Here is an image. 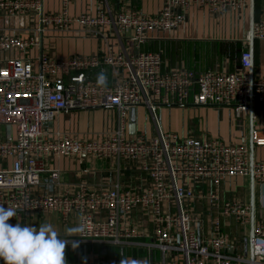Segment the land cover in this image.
Segmentation results:
<instances>
[{
  "label": "built area",
  "instance_id": "2783aa9c",
  "mask_svg": "<svg viewBox=\"0 0 264 264\" xmlns=\"http://www.w3.org/2000/svg\"><path fill=\"white\" fill-rule=\"evenodd\" d=\"M71 1L61 0V11L50 14L43 11V0H0V18L27 17L35 22L25 38L0 30V53H26L39 46L48 28L63 31L73 22L92 36L109 26L138 47L149 32L178 28L191 8L220 17L228 10L240 12L248 6V0H162L156 13L144 15L133 9L112 13L108 0H96L94 13L72 18L68 15ZM252 34L264 41V21L253 23ZM37 61L35 71L29 57L0 59V127L4 128L0 134V206L16 211L9 223L31 226L30 217L55 213L63 223L74 217L80 229L74 235L60 236L69 241L68 249L76 243L147 252L145 256L108 258L92 250L84 260H66L67 264H121L122 260L264 264V220H254L253 259L249 244L245 255L244 243L235 240L241 246L236 252L235 238L225 230L234 223L242 229L244 239L249 236V205L222 199L225 181L249 175L247 145L165 133L155 114L163 106L192 103L230 106L241 117L248 113L252 100L264 105V76L250 77V51H242L238 67L227 73L164 69L157 51L127 54L119 49L101 58L75 55L55 59L41 52ZM96 70L101 74L108 70L112 81L94 80L91 72ZM138 105H144L155 121L153 136L128 133V114ZM85 108L114 109V128L96 139L48 128L59 113ZM251 139L254 146L263 147L264 131L252 129ZM58 157H91L116 164L129 161L147 175L150 184L135 191L118 184L96 188L85 182H65L58 169L48 168V162ZM252 175L256 184L264 186V159L253 162ZM197 203L203 204V213L192 207ZM136 209L150 217L151 241H145L144 232L130 224ZM153 250L160 254L158 259L150 255Z\"/></svg>",
  "mask_w": 264,
  "mask_h": 264
},
{
  "label": "crops",
  "instance_id": "0c3cea01",
  "mask_svg": "<svg viewBox=\"0 0 264 264\" xmlns=\"http://www.w3.org/2000/svg\"><path fill=\"white\" fill-rule=\"evenodd\" d=\"M108 2L112 13L133 9L144 15H153L162 4V0H108ZM96 5V0L71 1L68 5V15L74 18L81 13H94ZM43 11L50 14L59 13L61 11V0H43ZM253 20L254 22L264 21V0H254ZM34 23L33 18L27 17L0 18V30L20 34L22 38H25L29 35ZM249 30L250 3L248 0L246 9L240 12L228 10L220 17H214L205 11L191 8L187 12L184 22L178 28L170 32H149L145 42L138 47L130 38L117 35L109 26L105 27L99 35L92 36L86 33L77 22H73L63 31L55 30L53 27L48 28L40 37V44L37 48L22 54L14 51L0 53V59L18 55L32 57L36 58L38 68L37 57L41 52L55 59L75 55H96L101 58L104 54L108 52L115 53L119 49H124L127 54H135L137 51H157L161 54L164 69L181 67L195 73L205 70L227 73L238 67L240 53L248 50L251 53V67L248 71L255 79L264 76V41L255 38L251 43L249 40L247 41L246 34L249 33ZM101 75L104 77V83L112 81L108 70L102 74L97 70L91 72V77L94 80L100 81L99 77ZM186 105L190 107L163 106L155 112L156 119L163 131L179 133V135L177 134L178 137L182 138L185 134V126L189 125L190 131H194V133L193 135H190V133L188 136L218 138L233 145L244 143L248 149L249 142L252 140L250 128L259 130L261 133L264 131V105L257 104L255 100L250 102L248 113L241 117H236L234 109L230 106L194 107L195 105L192 103ZM144 107L136 106L134 110H131L128 114V122L130 123V117L133 114L134 134L144 133L149 137L155 134V121L146 107L142 109ZM144 110L151 118L152 125L141 123L139 115H142ZM115 120V111L112 108H85L71 110L67 113L61 112L47 126L51 130H58L78 138H94L99 137L105 131L113 129ZM2 132H4L3 127L0 134ZM261 159H264V146L256 147L253 145V161ZM48 168L58 169L62 181L70 183L85 182L90 187L96 188H108L118 184L122 189L136 191L146 188L150 184L145 173L140 171L134 163L125 160L116 164L113 161L91 157L79 159L58 157L48 162ZM240 178L228 180L229 189L232 187L233 179L236 183L241 182L244 191L240 201L249 205L250 175ZM225 185H227V181L224 182L223 189ZM137 210L132 212L130 224L135 229L144 232L145 241H151L153 224L151 221L146 224L141 218L145 213L142 211L139 213ZM254 214L256 221L264 220V186H260L255 182ZM29 223L37 228L41 224L50 223L59 232L60 236L75 234L66 232V229L76 228L74 217L67 223H63L58 214H36L29 218ZM225 230L231 237L235 238H232L234 239L232 240L234 249L241 250V246L236 245L235 242L237 240V243L238 241L241 243L239 235L234 234L229 227H226ZM92 250L105 257L110 251L116 257L147 255L144 249H121L94 244L81 245L70 249L65 248V259L67 261H76L79 258L84 260L88 252ZM150 255L154 259L160 257V254L154 250ZM177 264H181V262Z\"/></svg>",
  "mask_w": 264,
  "mask_h": 264
},
{
  "label": "clouds",
  "instance_id": "9594fccd",
  "mask_svg": "<svg viewBox=\"0 0 264 264\" xmlns=\"http://www.w3.org/2000/svg\"><path fill=\"white\" fill-rule=\"evenodd\" d=\"M99 80L103 82V75ZM15 216L13 208L0 206V261L3 264H67L65 248L69 241L60 238L52 224L44 223L38 228L9 224ZM78 231L79 228L66 229L68 234ZM72 247L77 244L72 243ZM121 264H148V261L122 260Z\"/></svg>",
  "mask_w": 264,
  "mask_h": 264
},
{
  "label": "rangeland",
  "instance_id": "374dc122",
  "mask_svg": "<svg viewBox=\"0 0 264 264\" xmlns=\"http://www.w3.org/2000/svg\"><path fill=\"white\" fill-rule=\"evenodd\" d=\"M30 59L33 61V63H34V68H35V71H37V62H36V58H32V57H30ZM138 106H140V107H144V105H138ZM137 106V107H138ZM164 107H166V106H164ZM171 107H190V106H187V105H180V106H171ZM194 107H203V106H194ZM204 107H206V106H204ZM207 107H215V106H207ZM142 109H145V107L144 108H142ZM232 109V108H231ZM139 117L141 118V123L142 122H144L145 123V125H152V121H151V118L149 117V115H148V113L147 112H145V110H144V112H142V115L140 114L139 115ZM190 122H191V120H190ZM2 129V127H0V130ZM13 129V128H12ZM163 132H165V133H169V134H178L179 135V133H176V132H172V131H166V130H164ZM184 137H186V136H188L190 133V135H193V133H194V131H190V127H189V125H186L185 126V129H184ZM148 136V135H147ZM180 136H182V135H180ZM95 139L97 138V137H94ZM126 138H132V136H129V135H126ZM218 139V138H217ZM218 140H221V139H218ZM222 141V140H221ZM224 142V141H223ZM226 143V142H225ZM228 144V143H227ZM242 178V177H241ZM240 178V179H241ZM235 179V178H234ZM234 179L232 180V187L229 189V183H228V180H227V185H225V187H224V189L222 190V199L223 200H240V198H242L243 197V191H244V186L242 185V183L240 182V183H236L235 181H234ZM231 185V184H230ZM243 186V187H242ZM205 202V201H204ZM192 207H194V210L195 211H198V212H201V213H203L204 212V207H203V204H199V203H197V204H195V205H192ZM139 213H141V210H137ZM205 215V214H204ZM143 217H141V215H140V217L142 218V220L146 223V224H148V222H150L151 220H150V217L148 216V214H145V215H142ZM206 218V215L205 216H203V219H205ZM11 225H15V224H11ZM22 226H23V224H22ZM230 230L232 231V232H234V234L235 233H237L239 236V239L241 240V242L243 243V239L245 238V236H243V233H242V229H239V228H237L236 227V225L233 223V225L230 227ZM238 248H236V252H238ZM182 261V260H181ZM181 261H179V262H181ZM181 264H182V262H181Z\"/></svg>",
  "mask_w": 264,
  "mask_h": 264
},
{
  "label": "water",
  "instance_id": "95a60500",
  "mask_svg": "<svg viewBox=\"0 0 264 264\" xmlns=\"http://www.w3.org/2000/svg\"><path fill=\"white\" fill-rule=\"evenodd\" d=\"M250 3V30H249V42L251 43L253 40L252 34V27H253V3L254 0H249ZM252 78V75H250ZM134 110V109H132ZM252 131V127L250 128V133ZM128 133L130 135H134L135 133V123H134V116L131 114L130 123L128 126ZM253 142L250 140L249 142V175H250V203H249V213H250V224H249V236L248 239L244 240V254H247V243L249 244V257L253 259L252 252H251V243L253 237V227H254V180L252 175V167H253ZM228 252L231 253V248L228 249Z\"/></svg>",
  "mask_w": 264,
  "mask_h": 264
},
{
  "label": "trees",
  "instance_id": "16d2710c",
  "mask_svg": "<svg viewBox=\"0 0 264 264\" xmlns=\"http://www.w3.org/2000/svg\"><path fill=\"white\" fill-rule=\"evenodd\" d=\"M107 257L111 258V257H116L115 254L112 253V251L107 253Z\"/></svg>",
  "mask_w": 264,
  "mask_h": 264
}]
</instances>
